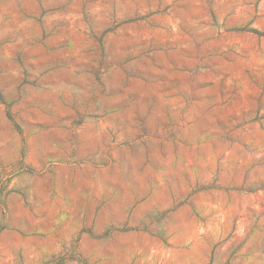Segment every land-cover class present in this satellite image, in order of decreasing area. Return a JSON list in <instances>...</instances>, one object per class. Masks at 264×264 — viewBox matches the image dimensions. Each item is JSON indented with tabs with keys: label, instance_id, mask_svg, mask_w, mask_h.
Here are the masks:
<instances>
[{
	"label": "rangeland",
	"instance_id": "rangeland-1",
	"mask_svg": "<svg viewBox=\"0 0 264 264\" xmlns=\"http://www.w3.org/2000/svg\"><path fill=\"white\" fill-rule=\"evenodd\" d=\"M0 264H264V0H0Z\"/></svg>",
	"mask_w": 264,
	"mask_h": 264
}]
</instances>
